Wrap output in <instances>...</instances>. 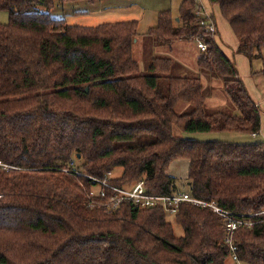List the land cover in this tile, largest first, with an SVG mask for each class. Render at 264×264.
<instances>
[{"label": "trees", "instance_id": "1", "mask_svg": "<svg viewBox=\"0 0 264 264\" xmlns=\"http://www.w3.org/2000/svg\"><path fill=\"white\" fill-rule=\"evenodd\" d=\"M72 1L0 0L9 12L0 22V161L12 166L0 165V264H233L209 206L181 202L177 237L163 207L125 201L108 212L87 196L90 179L74 172L102 177L122 168L116 184L144 178L149 192L169 195L182 191L169 165L185 158L194 197L240 213L264 210V140L174 134L260 133V108L220 46L217 24L216 33L207 31L196 0H182L177 16L161 11L148 32L169 50L178 41L206 43L197 66L222 78L233 104L212 113L201 77L170 74L171 57L156 56L140 72L137 20L80 26L51 16L56 2ZM210 1L238 51L251 65L262 61L254 74L264 75V0ZM181 102L191 109L180 112ZM67 186L80 192L59 193ZM232 242L243 264H264V222L237 228Z\"/></svg>", "mask_w": 264, "mask_h": 264}, {"label": "rangeland", "instance_id": "2", "mask_svg": "<svg viewBox=\"0 0 264 264\" xmlns=\"http://www.w3.org/2000/svg\"><path fill=\"white\" fill-rule=\"evenodd\" d=\"M181 1L182 0H77L72 2H56L55 7L50 11V14L54 18H66L69 24L80 26H97L102 23H113L132 19L137 20L139 22V35L135 39L134 57L138 61L140 72H147L150 62L156 56L171 57L173 62L170 74L201 77L203 80L204 92L207 97L205 105L208 112L213 113L219 110L229 112L233 107V104L224 90L222 78L211 72L200 70L197 66L196 60L199 52L196 46V40L194 42L178 41L174 43L173 50H169L168 46L157 44L154 38L148 35L149 29L156 26L158 14L161 11L172 10V13L175 16L179 14ZM201 1L205 7L214 13L212 8L213 3L210 0ZM214 9L220 28V32L216 35V38L225 53V50L231 52L232 48H235L234 45L236 40L238 41V38L229 22L223 16L220 6L218 4H214ZM8 21L9 12L0 9V22L7 23ZM238 53L243 54L239 51ZM261 62L262 61L260 59L255 60L253 65L250 66L251 73L249 74H243L240 72L241 79L254 101L262 97L264 89V75L259 73L253 74L254 71H259V69H261ZM246 71H249V67ZM243 75H247L246 81L242 77ZM187 106L188 105L181 102L177 107L180 112H183L187 109H191V106ZM261 109L264 112V108L262 106ZM174 134L181 137H188L203 141L225 140L234 143H247L256 141L257 139L264 140V134L258 136L241 132L191 134L185 133L179 128H174ZM74 164L79 165L80 163L78 160H75ZM188 169L189 162L185 158H177L169 165L168 171L182 181H180V189H182V191H189L190 189L186 181L188 177ZM115 171V173L113 172V176L117 177L121 174L122 168H117ZM79 185L82 186V183H79ZM58 191L61 194L68 195L80 192L79 189H75L74 187L72 188V186H67L65 190L63 188ZM71 191H73V193ZM167 216L168 220L173 224L176 236H183L184 229L176 222L175 215Z\"/></svg>", "mask_w": 264, "mask_h": 264}, {"label": "built area", "instance_id": "3", "mask_svg": "<svg viewBox=\"0 0 264 264\" xmlns=\"http://www.w3.org/2000/svg\"><path fill=\"white\" fill-rule=\"evenodd\" d=\"M196 2L198 5L195 11L196 16L204 17L205 20L203 19L202 24L206 26V30L213 34L216 33L217 26L215 20L212 18V13L206 9L201 0H196ZM196 46L200 52H204L207 48L206 43L201 38L196 39ZM0 165L6 169L12 167L1 161ZM74 172L90 179L91 186L87 192V196L93 203H96L98 200L104 201L103 204L108 212H117L125 201H131L140 208L160 206L168 212V215H175L180 203L183 201L209 206L219 216L225 228V240L230 245L234 264H243L238 258L236 247L232 242V235L235 230L239 227L250 228L257 223L264 222V217H260L264 215V210L253 213L235 212L222 207L216 201L207 202L196 198L189 191H179L169 195L151 193L146 187L144 178L129 185H118L114 182L116 177L113 176V172H108L102 177L88 175L78 170H74Z\"/></svg>", "mask_w": 264, "mask_h": 264}, {"label": "crops", "instance_id": "4", "mask_svg": "<svg viewBox=\"0 0 264 264\" xmlns=\"http://www.w3.org/2000/svg\"><path fill=\"white\" fill-rule=\"evenodd\" d=\"M202 2V1H201ZM203 3V2H202ZM212 8H213V11H214V13L212 12V11H210L207 7H206V9L210 12V13H212L213 14V16H214V19H215V22H216V24H217V26H218V30H219V32H220V28H219V25H218V20H217V17H216V15H215V9H214V4H212ZM221 35V34H220ZM239 39H238V41L236 40V42H235V48H232V51L230 52V51H227V50H225L226 51V55L228 56V57H230L234 62H235V65H236V67H237V69H238V71H239V74H240V72L241 73H243V74H249V73H251V69H250V66H251V62H250V60L248 59V57H246V56H244L243 54H239L238 53V51H237V49H238V46H239ZM249 67V71H246L247 70V68ZM259 71H260V69H259ZM254 74V73H253ZM262 75V74H261ZM247 75H243L242 77L245 79V81H246V79H247V77H246ZM240 77H241V74H240ZM254 98V97H253ZM255 99V98H254ZM255 102H256V104L259 106V108H260V111H261V115H262V122H261V130H260V133L258 134V136L259 135H261V134H264V125H263V121H264V112L262 111V109H261V106L264 108V89H263V93H262V97L260 98V99H256L255 100ZM189 162V161H188ZM169 172V171H168ZM170 173V172H169ZM171 174V173H170ZM172 175V174H171ZM173 176H175V175H173ZM175 177H177V176H175Z\"/></svg>", "mask_w": 264, "mask_h": 264}]
</instances>
